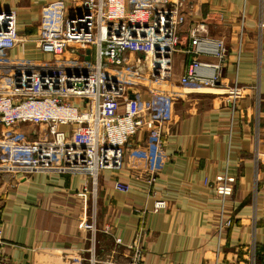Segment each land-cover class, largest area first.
I'll use <instances>...</instances> for the list:
<instances>
[{"label":"crops","instance_id":"crops-1","mask_svg":"<svg viewBox=\"0 0 264 264\" xmlns=\"http://www.w3.org/2000/svg\"><path fill=\"white\" fill-rule=\"evenodd\" d=\"M45 1L0 0V5L17 8L20 30L35 33ZM194 18L204 20L203 34L226 42L222 81L232 83L237 76L242 85L257 82L264 100V0H200ZM181 42H186L184 35ZM5 53L51 57L34 42ZM189 58L181 51L173 55L175 78ZM182 91L160 144L156 147L146 133L134 135L121 169L101 174L94 228L92 201L79 195L82 186L90 185L85 174L0 171L1 254L13 264H93L87 258L97 259L95 264L118 262L129 249L114 242L117 234L124 243L139 237L146 264H250L253 250L257 264H264V101L256 184L252 99L239 100L231 117L223 87ZM4 129L0 125V136ZM152 169L157 178L149 184L145 177ZM225 172L236 178L233 193L221 199L214 182ZM116 178L130 184L127 193L112 189ZM156 199L165 206L155 209ZM132 207L138 211L130 213ZM60 248L83 255V263L67 262L56 252Z\"/></svg>","mask_w":264,"mask_h":264},{"label":"built area","instance_id":"built-area-1","mask_svg":"<svg viewBox=\"0 0 264 264\" xmlns=\"http://www.w3.org/2000/svg\"><path fill=\"white\" fill-rule=\"evenodd\" d=\"M199 2L47 0L41 5L35 33L20 30L17 8L0 5V125L34 126L31 135L0 136L1 166L13 163L21 165L20 170L85 174L90 185L82 186L79 195L92 201L94 228L99 178L107 170L121 169L128 141L146 133L157 147L175 115V101L184 96L182 89L223 87L231 117L242 98L249 96L254 104L252 158L257 184L264 101L259 83L242 85L237 76L232 83L222 81L226 42L201 32L204 20L194 18ZM26 42H34L51 57L5 53ZM178 51L190 58L175 78L173 55ZM140 145L144 146L142 140ZM156 178L152 169L145 180L151 184ZM235 178L225 172L214 182L221 199L233 193ZM112 189L127 193L130 184L116 178ZM164 206L163 199L155 200V209ZM137 211L130 209V213ZM113 237L116 244L128 247L127 258L99 262L146 264L139 237L129 243L121 235ZM2 243L0 226V264H13L1 254ZM56 252L69 263L85 259L61 248ZM250 256V264H257L255 250Z\"/></svg>","mask_w":264,"mask_h":264},{"label":"rangeland","instance_id":"rangeland-1","mask_svg":"<svg viewBox=\"0 0 264 264\" xmlns=\"http://www.w3.org/2000/svg\"><path fill=\"white\" fill-rule=\"evenodd\" d=\"M33 127L34 126L26 124V123H20V124L13 126V127L6 128V129H4V131H5V134H7V135L8 134H14V133H15V135L16 134L31 135ZM127 146L131 147V139L128 141ZM7 155H8V152L6 151L5 155H4V159H3L4 162H7V159H8ZM0 167H1V169L4 167L5 175H9L12 172H17L18 170L22 169L21 165H16L13 163H7L6 166H3V167L0 166Z\"/></svg>","mask_w":264,"mask_h":264},{"label":"water","instance_id":"water-1","mask_svg":"<svg viewBox=\"0 0 264 264\" xmlns=\"http://www.w3.org/2000/svg\"><path fill=\"white\" fill-rule=\"evenodd\" d=\"M87 52H89V50H87ZM88 58V57H87Z\"/></svg>","mask_w":264,"mask_h":264}]
</instances>
